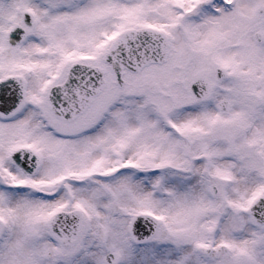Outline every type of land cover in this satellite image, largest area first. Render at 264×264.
Masks as SVG:
<instances>
[{
	"label": "snow or ice",
	"instance_id": "snow-or-ice-1",
	"mask_svg": "<svg viewBox=\"0 0 264 264\" xmlns=\"http://www.w3.org/2000/svg\"><path fill=\"white\" fill-rule=\"evenodd\" d=\"M0 264H264V0H0Z\"/></svg>",
	"mask_w": 264,
	"mask_h": 264
}]
</instances>
